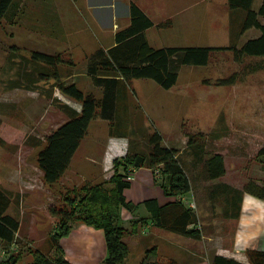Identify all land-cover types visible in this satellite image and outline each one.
I'll return each mask as SVG.
<instances>
[{
	"label": "rangeland",
	"instance_id": "rangeland-1",
	"mask_svg": "<svg viewBox=\"0 0 264 264\" xmlns=\"http://www.w3.org/2000/svg\"><path fill=\"white\" fill-rule=\"evenodd\" d=\"M180 2L175 10L165 7L152 12L150 6V15L157 24L145 33L152 46L229 47L242 46L250 39L252 29L240 34L245 10L232 8L229 0ZM260 2L255 0L256 9ZM112 21L111 18L108 26L103 24L99 28L90 0H15L10 11L0 18V186L13 195L8 213L21 224L14 242L0 241V258L15 256L17 264H29L37 249L53 261L64 257L65 252H57L51 241L55 226L52 207L67 206L65 197L72 196L75 188L86 183H103L110 188L114 161L127 153H147L148 134L155 131L161 133L165 145L184 150L182 155L193 189L182 199L187 206L195 201L193 209L199 216L198 226L203 234L200 239H189L187 245L201 254L199 264L211 260L219 245V235L225 246V240L230 243L237 228L236 218H230L224 211L225 197L230 192H222L218 187L215 193L216 184L221 181L242 187L251 180L264 184V155L258 153L264 146V57L245 56L239 61L232 49L213 51L207 65L182 66L178 82L170 89L151 78L122 82L119 121L115 125L100 117L91 121L77 153V158L86 162L80 164L85 166L83 171H78L74 178L69 172V176L53 185L44 180L37 155L45 138L68 119L70 112L80 111L82 106L54 85L55 78L41 79L48 67L33 60V51L61 50L57 39L63 36L68 47L59 53L69 56L74 65L61 66L62 77L69 82L76 79L83 91L100 96L101 89L92 83L86 71L88 51L92 48L88 42L101 39L107 44L113 34L108 28H113ZM74 73L77 75L72 76ZM231 76H235L234 82L217 84L219 79ZM193 132L207 135L209 152L221 151L225 155V176L205 180L201 167L192 168V157L185 147L187 134ZM101 151L107 152V161L113 160V166L103 172L105 175L93 168L94 160L90 158ZM140 208L145 210L143 206ZM141 210L134 215L141 214ZM142 222L132 231V221L121 218V224L128 230L124 239L131 245L130 253L133 252L123 264L142 262L146 251H142L141 244L152 247L160 241L158 237L147 239V233L141 230ZM161 232L163 244L184 243L183 237L169 240L172 235ZM173 235L180 234L173 232ZM261 241L264 242V234ZM136 245L142 248L137 249ZM168 251L167 247L158 251V262L166 260L164 254ZM65 261L70 264L68 259Z\"/></svg>",
	"mask_w": 264,
	"mask_h": 264
},
{
	"label": "trees",
	"instance_id": "trees-1",
	"mask_svg": "<svg viewBox=\"0 0 264 264\" xmlns=\"http://www.w3.org/2000/svg\"><path fill=\"white\" fill-rule=\"evenodd\" d=\"M15 0H0V18L10 11ZM234 9H244V18L240 34L251 28L261 31L256 38L247 39L242 46L232 44L223 46H152L146 36V29L155 25L154 21L135 2L130 4V24L118 30L115 34V44L111 47H100L87 59L86 71L92 83L102 90L101 96L92 92L83 91L76 82H69L62 78L61 66H73L74 61L63 53H48L34 50L32 58L35 62L47 65L41 79L55 78L54 85L65 95L81 103L80 111L69 113L68 119L55 128L45 138V143L37 155V162L43 172L44 180L53 185L60 181L68 169L76 151L93 119L100 117L113 125L118 123L120 116L118 110V97L120 85L133 78H151L162 87L170 89L179 79L182 66L207 65L211 53L216 50L232 49L237 60L245 56L264 57V0L256 9L255 0H229ZM235 76L230 79H219L218 85H225L235 81ZM123 116V113H122ZM124 117V116H123ZM118 120V121H117ZM186 150L191 155L192 168L201 167L205 180H216L226 175V159L221 151L209 152L208 138L204 132L187 134ZM147 153H127L122 159L114 161L115 172L111 176L113 185L109 188L103 183H86L75 188L71 196L65 197L66 205L52 207L55 226L51 241L57 252L64 253L61 240L68 236L74 222H79L101 230L107 248L104 264H123L129 254L130 246L124 240L128 231L121 224L122 209L129 210L132 214L140 209L139 204L127 201L124 191L131 186L126 177L134 169L142 166L151 168L155 182L164 190L166 195L180 197L193 189V184L186 169V160L183 158L184 150L163 143L159 131L148 134ZM259 155H264V146L259 150ZM230 193L225 197L226 208L224 211L230 218H239L243 194L249 193L264 200V184L251 180L242 187H236L227 182L219 181L217 189ZM221 193V192H220ZM14 202L13 195L0 186V241L12 243L20 230V220L8 213L9 207ZM144 207L154 225L183 236L200 239L203 234L198 226L197 212L186 206L181 200L160 205L156 199L144 201ZM145 217L135 219L132 231ZM232 242V241H231ZM225 240V246L231 248L233 243ZM249 262L244 263L234 257L215 254L210 264H264V250L250 248L246 251ZM157 246L149 247L141 264H181L175 259L158 262ZM34 260L29 264H65V258L59 256L53 261L42 250L33 251ZM15 256L0 258V264H17Z\"/></svg>",
	"mask_w": 264,
	"mask_h": 264
},
{
	"label": "crops",
	"instance_id": "crops-1",
	"mask_svg": "<svg viewBox=\"0 0 264 264\" xmlns=\"http://www.w3.org/2000/svg\"><path fill=\"white\" fill-rule=\"evenodd\" d=\"M132 1L135 2L137 5H139L153 21L154 19L152 18L149 12L150 6H152L151 7L152 12L165 9V7H167L168 9L170 8V10H175L176 7L179 8V5L181 3L180 2L181 0H90V4L94 12L95 22L97 23L96 25L99 28H101L103 24L107 25L110 19L112 18L113 28L112 27H108V28H110V31H112L113 34L108 39L107 44H104L101 39L97 42H94V40L92 42L91 41L88 42V44L92 45V48L89 49L88 51L89 55L94 53L100 47L108 48L115 44L116 32L122 28L127 27L130 24V4ZM259 4H261V2ZM255 5L256 4H254V6ZM121 17L124 19V22L122 23H120ZM154 23L157 24L156 21H154ZM148 29H146V31ZM251 29L254 32L252 31V33H250L249 36L250 39L256 38L260 35L259 29L257 28L256 30L255 28H251ZM57 40L60 43L59 45L61 50H58L56 52L59 53L62 51V48L68 46L66 41L63 39V36H61ZM62 44H64L65 46H63ZM56 52L54 53L56 54ZM48 53H53V52H48ZM74 75L77 74L75 73L72 74V76ZM62 78L64 80L67 79L66 77H62ZM73 81L78 84V81L76 79H74ZM102 120L105 122L107 121L104 119ZM85 139L86 136L82 140L80 147H82V144L85 141ZM80 147L76 151L68 169L66 170L62 178L69 176V172L72 173L71 178H74L76 177L78 171L81 170L83 171V169L85 168L84 165H83L84 167L80 165L83 160L79 157L77 158V153L81 149ZM107 156L108 155L106 151L104 152L101 151V153H97L95 157L91 156L90 158L94 160L93 168L97 169L98 171H101L102 173L106 169L107 170L110 169L113 166V164L111 163L113 162V160L109 159L107 161ZM83 163L86 162L83 161ZM133 171H134L133 172L134 179L131 182V186L125 189L124 191L127 201H130L134 204H139L140 207L141 206L144 207L143 205L144 201L148 199H156L160 205L181 200L187 206L185 200L183 199H185L186 195L191 193V191L180 197L166 195L163 188L158 183L155 182L151 168L147 166H142L138 169H134ZM103 175H105V173H103ZM193 202L195 203V201ZM193 202L190 201V203ZM139 210H141V208ZM141 211H142L141 214L134 215L129 210L123 209L121 214L122 219L127 222L132 221V224H134L135 222L134 219L145 217L146 219L143 220L141 224V230L147 233L146 235L147 239L150 237L151 238L158 237L160 239L158 243L154 244L158 246L159 248L158 251L163 250V247L170 248V251H168L169 253L167 252L164 254L166 259L165 261H168L169 259H175L181 264H199L198 260L201 254L198 253V251L195 250L194 247L187 245L189 244L188 242L192 240V238L183 235H173V232H169L155 226L153 221L149 218L147 210L145 209ZM236 220H237V228L234 233V236L232 237V242H231L233 243V246L231 248L225 247L222 240L223 238L221 237V235H219V243H218L219 245H217L215 254L234 257L241 262L248 263L249 259L246 253L248 249L256 248L259 250H264V242L261 241V237L264 234V200L254 195L246 193L242 200V209L240 211L239 218ZM161 231L167 232L170 235H172L169 237V240L171 239L173 240L174 237H183L185 240H183L182 242L184 243L180 244V242L176 243L175 241L174 242L169 241L167 243L165 241L163 244L164 234H162ZM61 243L64 246V252H65L64 257L65 259L69 260L70 264L71 263L72 264H102L104 263V260L107 255L106 242L102 231L85 224H79L73 226L70 234L64 237L61 240ZM128 244L131 247L130 243ZM141 245L143 248L140 246L138 248V245H136V248L137 249L142 248V251H146L149 248V245L147 244L145 245L141 244ZM210 249L211 251L213 250L212 246L210 247ZM131 253L133 252L131 251ZM140 262L141 261H139L137 264H139ZM126 263L136 264L133 263L132 261L130 263L128 262ZM210 263L211 261L209 260L208 264Z\"/></svg>",
	"mask_w": 264,
	"mask_h": 264
},
{
	"label": "built area",
	"instance_id": "built-area-1",
	"mask_svg": "<svg viewBox=\"0 0 264 264\" xmlns=\"http://www.w3.org/2000/svg\"><path fill=\"white\" fill-rule=\"evenodd\" d=\"M134 171H132L131 173H129L126 177V180L129 181V182H132V180L134 179ZM189 207H192L194 208L195 207V203H189Z\"/></svg>",
	"mask_w": 264,
	"mask_h": 264
}]
</instances>
